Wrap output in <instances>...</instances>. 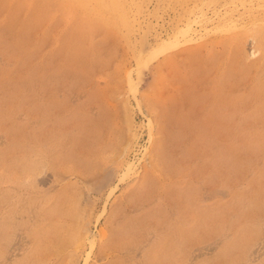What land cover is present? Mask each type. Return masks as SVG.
<instances>
[{
	"label": "rangeland",
	"instance_id": "374dc122",
	"mask_svg": "<svg viewBox=\"0 0 264 264\" xmlns=\"http://www.w3.org/2000/svg\"><path fill=\"white\" fill-rule=\"evenodd\" d=\"M0 264H264V0H0Z\"/></svg>",
	"mask_w": 264,
	"mask_h": 264
}]
</instances>
